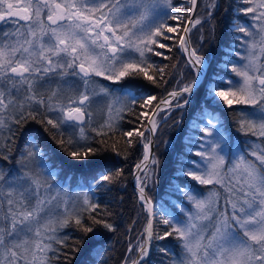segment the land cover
<instances>
[{"label": "snow or ice", "instance_id": "snow-or-ice-1", "mask_svg": "<svg viewBox=\"0 0 264 264\" xmlns=\"http://www.w3.org/2000/svg\"><path fill=\"white\" fill-rule=\"evenodd\" d=\"M187 3L184 13L173 0H0V161L16 165L0 164V264H54L68 255L63 251L68 247L79 253L84 238L69 245L72 238L61 235L64 228L97 237L101 229L118 230L106 218L111 213L97 212L101 205L88 192L70 195L52 184L57 173L35 138L26 141L18 158L13 156L12 145L29 121L41 125L70 160L99 164L102 188L101 182L116 183L124 169L105 168L103 159L92 158L112 152L127 160L134 144L142 147L133 174L146 224L140 238L128 244L121 264H153V240L168 238L179 252L156 248L168 264H264V0H239L243 6L229 25L233 43L222 58L223 74L215 73L204 86L201 116L192 124L201 135L189 138L186 154H177L179 166L169 187L191 206L182 209L185 219L158 213L152 203L150 193L162 171V160L153 152L160 121L189 107L209 67L205 56L190 47L192 30L206 25L209 41L215 39L217 0H202L203 17L196 14L198 0ZM174 46L187 54L192 79L153 107L155 95L138 96L133 88L137 81L167 84V66L152 57L169 60ZM94 77L120 87L100 85ZM100 95L109 101L107 119L92 127L99 139L90 141L85 127H91V103ZM150 107L151 112L144 111ZM215 108L233 109L237 131L255 139L226 153ZM160 112L165 115L158 121ZM124 114L135 117L128 123L137 126L124 130ZM181 178L186 182L174 183ZM191 181L205 190L190 187ZM153 221L163 229L154 228Z\"/></svg>", "mask_w": 264, "mask_h": 264}, {"label": "trees", "instance_id": "trees-1", "mask_svg": "<svg viewBox=\"0 0 264 264\" xmlns=\"http://www.w3.org/2000/svg\"><path fill=\"white\" fill-rule=\"evenodd\" d=\"M199 7L197 10L198 16H205L206 9ZM206 2V0H204ZM218 9L215 13V20L213 21L215 26V39L209 41V28L206 25H198L197 28L192 30L191 43L193 48L197 49L198 53L203 54L208 61V73L202 83V86L194 94L193 100L189 107L180 110L177 109L167 118V121L162 122L156 135V151L155 153L162 160V171L160 183L151 190V198L155 205V210L159 213L160 209L173 210V199L178 202H182L184 199L180 195L173 193L174 187H169V178L173 175L174 170L179 166L177 164V154L185 153L189 147V132L192 129L194 121H198L201 116L200 108L204 100L205 87L209 80L214 77L215 73H222V58L225 56L227 47L233 43V33L230 31V23L236 19L235 10L243 5H240L239 0H217ZM174 4L183 5L182 12L187 13L190 5L183 0H175ZM244 20V17H240ZM174 23V22H170ZM204 36V41L201 43L200 37ZM169 60H164L162 57H152V59L160 66L165 67L167 84H162L160 87L151 85L146 81H137V87L133 88V91L139 96L140 94H151L157 97V100L153 102V107L162 99L165 98L168 92L172 90H179L180 87L187 81L192 79L191 69L187 66V58L178 47H173L170 53ZM235 59V58H233ZM223 74V73H222ZM230 75V73H227ZM126 83V82H124ZM119 88L120 85H114ZM244 109L250 111L251 109L243 105H234L233 109ZM233 109L227 108H215L213 111L218 115L222 127L228 134L230 141L238 140L243 145L246 140H253L254 137H246L237 131V125L235 121L239 119L238 115ZM139 110V109H137ZM153 109H145L144 111L151 112ZM183 111V116L179 113ZM165 113L159 115L163 117ZM180 120L179 125L176 124V120ZM129 120L135 121V117L124 114V119L120 124L124 130L131 129L137 126V123H128ZM161 122V121H160ZM144 123H147L145 119ZM196 131V130H194ZM89 140H98L95 132L92 129L89 130ZM35 138V140L41 145V147L48 153V163L51 165V169H57L58 180L71 181L72 188L79 186L93 187L94 200L98 202L101 207L97 209V212H109L110 216L106 218L118 226V230L115 233L104 232L100 230L102 235L97 237L93 234L85 236L82 232L74 227L64 228V234H68L72 239L69 240L71 245L74 239L84 238V243L81 246V251L76 254L71 253V247L63 249L67 256H62L60 260L55 261L54 264H97V260H100V264H121V261L125 255L126 249L130 242H134L140 237V233L144 230L146 224L147 213L144 212L137 200L132 187V178L134 173L135 164L139 163L142 159V147L139 144H134L129 149V155L127 160L123 157H117L112 152H105L102 158L105 168H123L124 175L121 176L116 183L106 184L102 188L97 183V177L103 170L99 164L92 163L91 161L76 162L70 160L65 153H63L59 147L52 141L48 135L43 132L41 125L34 121H29L22 131L18 134L15 144L12 145V154L18 158V154L23 151L24 145L28 139ZM117 139H119L117 137ZM171 141V144L166 146L165 141ZM96 147H100L99 144H95ZM119 146V145H118ZM187 155H184L186 157ZM6 168H14L15 162L8 164L7 162L0 161ZM185 179L181 178L174 183H185ZM190 187L200 188L205 190V187L199 186L196 182L191 181ZM135 220V224H133ZM90 223V222H89ZM129 226L132 227V232L129 233ZM163 225H158L154 222V228L158 230L163 229ZM176 241L172 238L167 240L158 241L154 239V253L153 264H168L167 257L159 253L156 248L158 245L167 246L174 252H179L176 247ZM103 249L101 252L100 249Z\"/></svg>", "mask_w": 264, "mask_h": 264}, {"label": "rangeland", "instance_id": "rangeland-1", "mask_svg": "<svg viewBox=\"0 0 264 264\" xmlns=\"http://www.w3.org/2000/svg\"><path fill=\"white\" fill-rule=\"evenodd\" d=\"M174 1L175 0H173V4H174ZM183 1H186V0H183ZM235 60H237L238 62L242 63V61H239L238 58H235ZM230 75L232 76V79H234V80H238L239 79L238 77H235L231 73H230ZM69 79L75 80L76 78L69 77ZM93 79L96 80L100 85H108V86H110L112 88H116L113 84H111V82L105 81L101 77H94ZM108 102H109L108 99L103 97L102 95L94 97L93 102L91 103V107H90V111L92 113V116H91V127H85V132H84L85 136L88 137L89 130L92 129V127H98L100 124H102V123H104L106 121V119H107V105H108ZM221 131L224 133L225 138H226V143H225V146H224L226 153L231 155L237 149H242L243 148V145H241L238 142V140L230 141V139L228 137V134H227V132L225 131V129L223 127H221ZM77 135H78V133H77ZM145 135L147 136L148 134L145 133ZM200 135H201V133L199 131H197V130L196 131L192 130V131L189 132V138L198 137ZM168 142H169V145H170L171 141L168 140ZM189 147H190V145H189ZM184 159L199 160V157L186 156V157H184ZM54 171H56L57 175H56V178L51 181L53 185H55L56 187L68 192L70 195H75L78 192H88L89 195L94 200V195H93L94 194V189H93V187L91 188V187H86V186H84V187L83 186H79V187H76V188H72L71 181H69V180L68 181H64L62 179L58 180L57 169H54ZM203 187H205V186H203ZM199 190L203 191L200 188H199ZM172 191L176 195H180L183 198L182 194L175 190V187H174V189ZM94 202H95V200H94ZM171 202H172L173 210H171V209H169V210L160 209V211L163 210L165 213L170 214L171 216L177 217L179 219H185V214L182 211V209H188V208H191V206L189 204H187V202L185 200H183L182 202H178L177 200L173 199V201H171ZM221 205H223V193H222ZM209 231H210V229H209ZM64 233L65 232H64V229H63L61 231V235H64Z\"/></svg>", "mask_w": 264, "mask_h": 264}, {"label": "water", "instance_id": "water-1", "mask_svg": "<svg viewBox=\"0 0 264 264\" xmlns=\"http://www.w3.org/2000/svg\"><path fill=\"white\" fill-rule=\"evenodd\" d=\"M199 2H200V0H198V5H197V10H198V7H199ZM197 10H196V14H197ZM190 47L191 48H193V46H192V43H191V41H190ZM184 55H185V57L187 58V54L186 53H184V52H182ZM205 76L203 77V80H202V83L204 82V80H205V78H206V76H207V73H208V68L207 69H205ZM195 94V93H194ZM163 112H160V114H162ZM159 114V115H160ZM156 119H158V117H156ZM163 122V121H162ZM161 124V123H160ZM158 131V130H157ZM156 135H157V133H156ZM155 151H156V137L154 138V142H153V152L155 153ZM132 187H133V190H134V192H135V194L137 195V188H136V182H135V178H134V174H133V178H132ZM152 203H153V205H154V202L152 201ZM155 206V205H154ZM154 222L155 221H153V226H154ZM153 247H154V240H153Z\"/></svg>", "mask_w": 264, "mask_h": 264}, {"label": "bare ground", "instance_id": "bare-ground-1", "mask_svg": "<svg viewBox=\"0 0 264 264\" xmlns=\"http://www.w3.org/2000/svg\"><path fill=\"white\" fill-rule=\"evenodd\" d=\"M52 170H54V169H52Z\"/></svg>", "mask_w": 264, "mask_h": 264}]
</instances>
